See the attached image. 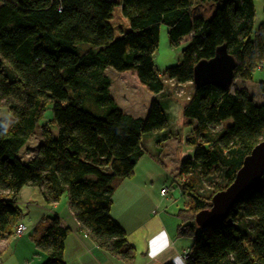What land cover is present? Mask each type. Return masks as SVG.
<instances>
[{"label": "trees", "instance_id": "1", "mask_svg": "<svg viewBox=\"0 0 264 264\" xmlns=\"http://www.w3.org/2000/svg\"><path fill=\"white\" fill-rule=\"evenodd\" d=\"M253 2L0 0V113L5 109L9 115L0 122H12L0 135V239L13 236L22 219L18 192L31 186L46 204L65 196L70 215L96 248L133 261L135 249L110 214L112 196L121 180L133 176L145 151L142 136L161 131L166 115L155 98L145 117L122 112L110 96L105 70L160 94L153 53L163 25L172 47L189 36L180 62L164 71L169 81L192 88L180 113L191 125L186 142L194 146L193 156L174 174L187 200L175 215L177 235L191 240L183 253L187 264H264V174L223 221L205 228L194 221L264 136V104H256L246 90L192 85L193 67L222 45L234 59L232 83L249 81L255 69L264 71V21L253 30ZM79 42L89 47L78 49ZM257 84L264 94V81ZM88 99L96 106L86 107ZM48 104L52 119L38 126ZM37 127L39 144L33 154L26 151L30 157L23 162L18 153ZM252 228L249 237L244 231ZM69 232L57 216L35 224L29 238L45 253L42 264H65Z\"/></svg>", "mask_w": 264, "mask_h": 264}, {"label": "rangeland", "instance_id": "2", "mask_svg": "<svg viewBox=\"0 0 264 264\" xmlns=\"http://www.w3.org/2000/svg\"><path fill=\"white\" fill-rule=\"evenodd\" d=\"M253 6L255 17L253 30H256L258 24L264 21V0H254ZM159 32L157 48L153 53V64L156 66L163 84V90L160 94L153 95L142 86H137L139 85L138 83L136 85L131 84L127 78H121L120 73L113 71L111 68H106L105 74L110 79L111 97L117 106L131 112L134 117H145L149 103L153 98L161 104V108L165 111L167 125L161 131L144 134L141 138V145H143L145 151L134 167V179L135 183H138L140 187L146 184V190H148L149 194H152L156 206L159 203V207H156L155 210L161 211L176 236V227L179 220L175 215L178 209L185 207L187 200L180 195V188L178 187L180 181L178 182L179 179L174 174L179 167V163L185 158H192L194 151V146L186 142V139L191 135V125L187 118H182L180 109L186 102V96H189L192 92V88L189 84H178L173 80L169 81L165 77L164 71L166 68L180 62V50L188 44L189 36L182 37L178 47H172L167 43V34L163 25L160 26ZM77 47L82 50L89 46L86 43L79 42L77 43ZM252 73V78L249 81H241L239 79L234 81L230 86V90L244 89L256 104H264V94L260 93L257 89V83L264 81V71L262 69H255ZM133 86H137V88ZM87 105L93 106L95 102L88 99L85 102L86 107H88ZM51 108L52 105L48 104L42 115L43 117L38 121V126L44 123L49 124V121L52 119ZM90 111L99 115L104 114L102 112L98 113L95 109L92 110L91 108ZM8 116L5 109L1 111L0 118L7 119ZM230 123L231 120L228 119L223 122L222 126H228ZM219 128L218 126L215 130ZM39 131L40 127H37L35 135L29 138L24 148L20 149L18 156L21 161L27 162L28 158L26 157L28 154L26 155V151L27 153L29 151V154L34 153L35 147L40 141L38 136ZM175 179L177 182L174 181ZM207 186V183L202 185V187ZM164 187H167L168 193L164 197H161L160 189ZM32 189L34 192L23 191L22 189L18 194L17 201V206L22 210V220L28 230L31 220L40 218L38 213L41 210V204L42 206H46L38 190L36 188ZM247 230L244 233L252 237L254 234L253 228ZM181 238L187 244L191 242L189 238Z\"/></svg>", "mask_w": 264, "mask_h": 264}, {"label": "crops", "instance_id": "3", "mask_svg": "<svg viewBox=\"0 0 264 264\" xmlns=\"http://www.w3.org/2000/svg\"><path fill=\"white\" fill-rule=\"evenodd\" d=\"M185 84L188 85L189 83ZM109 91L111 96L110 86ZM119 109L134 117L131 112L125 111L120 107ZM28 157H30L29 154L26 158ZM134 178L133 174L130 179L119 182L114 190L115 192L112 196L113 203L110 208V214L115 222L124 230L128 244L135 249L136 254L132 262H124L120 258L109 255L100 248H96L73 220L66 204V197L63 196L59 201L52 204H46V206H42L41 204V210L38 213L40 218L31 220L29 230L22 219L19 221V224L22 223L27 228V233L25 232L20 237L11 236L12 238L0 239V264L44 263L46 258L45 253L34 247L29 234L35 224L46 217L53 216L59 217L63 227L67 226L70 228V232L65 237L63 243V260L65 264H164L167 261L172 262L171 258L186 252L190 244H187L180 236H175L161 211L155 210L156 207H159V203L156 206L152 194H149L148 190H146V184L140 187L138 183H135ZM32 188L34 187L24 186L18 194L22 189L23 191L34 192ZM180 195L182 196L181 191ZM182 197L184 198V196ZM161 231L167 232L172 241V247L153 261L147 256L148 244Z\"/></svg>", "mask_w": 264, "mask_h": 264}, {"label": "water", "instance_id": "4", "mask_svg": "<svg viewBox=\"0 0 264 264\" xmlns=\"http://www.w3.org/2000/svg\"><path fill=\"white\" fill-rule=\"evenodd\" d=\"M234 66V59L226 51V46H219L210 59L199 61L193 67L192 85L201 87L204 84H210L226 90L231 86ZM241 163V167L234 174L228 187L211 197L209 210H200L195 215L194 221L198 227L205 228L223 221L233 204L259 186L264 174V136L261 142L252 147L251 152L243 158Z\"/></svg>", "mask_w": 264, "mask_h": 264}, {"label": "clouds", "instance_id": "5", "mask_svg": "<svg viewBox=\"0 0 264 264\" xmlns=\"http://www.w3.org/2000/svg\"><path fill=\"white\" fill-rule=\"evenodd\" d=\"M11 120L0 122V127L4 131L0 132V135H6L8 128L11 126ZM170 247H172V241L170 240L166 231L159 232L154 236L148 244L147 256L150 260L155 261L159 256L165 253ZM172 264H187V258L184 255H176L171 258Z\"/></svg>", "mask_w": 264, "mask_h": 264}, {"label": "built area", "instance_id": "6", "mask_svg": "<svg viewBox=\"0 0 264 264\" xmlns=\"http://www.w3.org/2000/svg\"><path fill=\"white\" fill-rule=\"evenodd\" d=\"M167 192H168V189H167V187H164V188H161V190H160V195L162 196V197H164V195H166L167 194ZM14 232H13V236L14 237H20L21 235H23L25 232H26V230H27V228H25V226H24V224H22V223H20V224H17L15 227H14ZM179 255H184V256H186L185 254H179Z\"/></svg>", "mask_w": 264, "mask_h": 264}]
</instances>
